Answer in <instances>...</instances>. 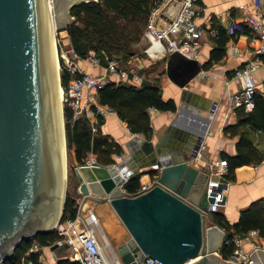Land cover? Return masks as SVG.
Here are the masks:
<instances>
[{
	"label": "water",
	"instance_id": "95a60500",
	"mask_svg": "<svg viewBox=\"0 0 264 264\" xmlns=\"http://www.w3.org/2000/svg\"><path fill=\"white\" fill-rule=\"evenodd\" d=\"M85 1L92 0H0V264L22 240L55 230L64 215L67 137L51 27L54 21L55 32L66 29L74 20L71 8ZM202 68L197 58L180 51L168 54L166 71L180 86ZM207 129L189 132L195 146L183 156L136 134L131 145L139 166L133 168L131 158L126 171L154 177L150 187L138 194L119 185L118 166L74 165L78 191L109 201L128 230L115 245L123 264H143L146 256L163 264H238L218 253L224 228L209 224L214 212L209 205L215 198L208 196L207 183L218 175L191 162ZM154 164L161 169H152ZM141 167L148 168L139 171ZM225 181L221 176L215 189H222ZM57 247L56 242L50 245L52 250ZM250 255L251 264H264V245Z\"/></svg>",
	"mask_w": 264,
	"mask_h": 264
},
{
	"label": "built area",
	"instance_id": "2783aa9c",
	"mask_svg": "<svg viewBox=\"0 0 264 264\" xmlns=\"http://www.w3.org/2000/svg\"><path fill=\"white\" fill-rule=\"evenodd\" d=\"M53 3L54 0H49ZM175 3L176 9L173 10L171 4ZM243 12L242 19L232 16L224 28L229 39L226 45V54L236 55L243 59V62L232 71V76L238 81V88L230 95V107L237 111L243 107L245 110L253 109L255 105V95L262 91L258 87L254 73L264 68V0H259L253 7L249 4H242L239 7ZM201 8L197 5V0H161L153 7L150 12L149 20L144 30V36L149 40L146 47L147 51L153 58L168 55L173 51H180L188 57L199 59L203 39L210 35L215 38L219 34V26L213 23L214 15L207 16L206 23H200L197 17L201 15ZM247 34L250 43L245 46H239L237 36ZM61 51L58 54L61 59L62 67L64 66L70 73L71 79L68 88L65 89V102L73 110V117H87L92 124V130H98L100 118L111 114H117L115 108L109 104L103 103L99 98V89L111 81H129L139 83L144 80L136 65L130 64L129 59L108 58L107 63L103 64L101 58L91 49L86 57H81L72 44H61ZM156 45L153 55L151 47ZM80 60H86L94 66L103 69L102 73L96 74L82 67ZM61 66V65H60ZM112 74H118V80L111 77ZM64 99V98H63ZM218 103L215 102L209 115L212 118L216 112ZM157 109L149 107L148 112ZM197 156L202 155L201 148ZM89 164H99L95 155L92 153ZM111 165L122 168V179L119 185L124 188L131 174L127 173V157L122 153L117 155V161ZM259 165V164H258ZM205 167V165H204ZM206 167L210 175L217 174L218 177H210L207 183L208 196L213 195L214 201L210 203L211 211H217L224 206L226 199L224 196L229 189V181L224 182L222 189L215 187L221 182V176L228 172V163L225 158L214 162H207ZM160 170V164H154L151 167ZM151 183H143L139 192H143L150 187ZM125 189V188H124ZM83 195V194H82ZM85 196V195H84ZM84 197L81 196L77 212L74 216L61 220L56 231L59 237L56 239L58 247H66L65 257L70 261H77L80 264H123L115 247L111 243L105 232L100 218L91 207L81 209ZM251 240L252 250L262 247L261 240L264 236L259 234L257 229L249 230L245 236L238 235L229 239L235 242L236 248L228 258L238 264H251L253 259L251 252L245 251L242 247V239ZM40 244L35 242L29 251L40 249ZM25 264H32L31 260ZM143 264H163L160 260L146 256Z\"/></svg>",
	"mask_w": 264,
	"mask_h": 264
},
{
	"label": "trees",
	"instance_id": "16d2710c",
	"mask_svg": "<svg viewBox=\"0 0 264 264\" xmlns=\"http://www.w3.org/2000/svg\"><path fill=\"white\" fill-rule=\"evenodd\" d=\"M161 0H92L74 5L71 14L74 20L66 27L70 44L81 57H86L91 49L101 58L103 64L108 58H123L128 60L135 54L133 45L141 40L148 23L151 9ZM229 35L223 27H219V34L213 38L215 45L211 58L204 66L209 68L213 61L221 59L226 54V43ZM66 43L65 44H69ZM71 73L63 66L61 81L65 89L68 88ZM156 81L145 79L141 86L129 81H111L99 89L100 101L113 106L117 114L127 123L134 133H143L151 139L153 126L148 112L149 107L160 110L177 109L174 99L163 97L162 88ZM238 121L225 128L226 133L236 135L240 133L239 126L248 124L253 129L264 131V94L255 95V105L251 110L238 108ZM66 137L68 148L74 149L76 161L79 164L86 162L89 153L97 155L98 159L108 165L114 163L117 155L123 153V147L116 140L101 130L100 118L98 130H92V124L87 117L73 118V110L68 104L64 106ZM222 156L227 160L228 172L225 177L235 178V168L243 164L260 163L264 159V152L247 132H241L237 142L235 154L224 152ZM74 167V165H72ZM153 174V173H152ZM142 173L131 174L124 184L126 191L138 194ZM76 199L70 194L66 197L62 220L72 217L77 212ZM214 220L225 229L224 243L220 253L228 258L234 245L228 244L233 236H244L249 230L257 229L264 236V198L242 211L240 220L232 224L226 214L220 210L213 212ZM59 237L56 229L49 232H40L34 238L22 240L13 253L6 258L5 264H25L28 260L32 264H44L40 259L42 250L29 251L37 242L40 246H50ZM54 264H80L70 261L65 256L58 257Z\"/></svg>",
	"mask_w": 264,
	"mask_h": 264
},
{
	"label": "crops",
	"instance_id": "0c3cea01",
	"mask_svg": "<svg viewBox=\"0 0 264 264\" xmlns=\"http://www.w3.org/2000/svg\"><path fill=\"white\" fill-rule=\"evenodd\" d=\"M257 2L259 0H197V5L201 8V15L197 17V20L200 23H206L207 16L212 14L214 15L213 23L225 28L232 16L242 19L243 12L239 8L242 4L247 3L253 7ZM175 3L171 4L173 10L176 9ZM206 24L209 25V23ZM65 39L66 43L70 42L69 37ZM236 40L239 46L250 43L247 34L238 35ZM214 45L215 42L210 35L203 39L199 57L203 68L193 80L184 86H180L169 77L166 71L168 55L162 54L160 56L166 58L164 72L156 74L154 78L160 80L163 97L174 99L177 109L178 106L180 109L178 114L177 109L175 111L155 109L150 115L153 126L151 139L160 141V146L164 151L174 153L176 156H183L187 150L195 146L191 141L193 136L189 132H203L205 126H208L206 140L201 148L202 155L191 160L192 164L207 171V162L224 158L222 156L224 152L236 153L241 132H247L264 152V131L253 129L248 124H241L239 126L240 133L236 135H231L225 131L228 125L238 121L237 111L230 107L229 98L238 88V81L231 77L232 71L243 62V59L236 55L225 54L221 59L213 61L209 68H204L211 58ZM144 62L149 64V59H145ZM80 64L84 69L96 74L103 72L101 67L94 66L86 60H80ZM111 77L115 80L119 79L118 74H112ZM254 78L264 94V68L257 70L254 73ZM215 102L218 103L216 112L212 118H209V113ZM101 130L122 145L123 154L127 160L133 159L131 166L135 168L140 159L133 158L134 150L131 142L139 133L132 132L118 114L103 117ZM140 135L145 136L143 133ZM258 164L239 165L235 168V178L227 179L229 189L226 203L219 210L226 214L232 224L240 220L243 210L264 198V159ZM147 168L141 167L139 171H145ZM152 178V173H143L140 182L141 184L151 183ZM82 197L84 199L80 206L81 209L84 211L89 207L93 208L113 246L121 243L122 237L127 234L128 230L109 201H101L99 197L94 195H82ZM209 215L211 219L209 224L216 223L213 214L210 213ZM261 241L264 245V239ZM241 247L245 251L252 252L251 240L243 238ZM40 249L42 250L40 259L44 264H54L58 257L65 255L64 251H66V247H57L52 250L50 246H41ZM218 253L220 254V252Z\"/></svg>",
	"mask_w": 264,
	"mask_h": 264
},
{
	"label": "rangeland",
	"instance_id": "374dc122",
	"mask_svg": "<svg viewBox=\"0 0 264 264\" xmlns=\"http://www.w3.org/2000/svg\"><path fill=\"white\" fill-rule=\"evenodd\" d=\"M67 37H69V35H68V31L66 32V29L57 30L55 32L54 42H55V46H57L56 54L57 53L60 54V51H61L59 42L61 44H64L65 40H66L65 38H67ZM148 44H149V40L144 35H142L141 40L139 42L134 43V45H133V49L135 50L136 53L133 54L132 56H130L129 63L133 64V65H136L138 67L137 70L139 71L141 76L144 78V80L145 79H151L153 81H156V79L154 78L155 75L164 72V66H165V63H166V58H161V57H160L161 59L160 58L158 59V57H157V59L153 58L147 51H145V49L148 46ZM241 46H245V44L241 45ZM145 59H149V64L144 62ZM60 61H61V59H60ZM60 65H61L60 71L62 72V68L63 67H62L61 62H60ZM143 81H141L139 83H135V84L137 86H141ZM157 81H158L159 85L161 86L160 80H157ZM63 90H64V92H63V98H64L63 99V105L65 106V104H67V103L65 102V88L64 87H63ZM91 155H92V152L88 154V156L86 158V162L83 163V164L89 163V160H91L90 159ZM95 157H96V159H97L99 164L106 165L101 160L98 159L97 155H95ZM116 161L117 160H115V162ZM67 162H68L67 163V165H68V179H67V193H66V196L68 194H70L73 198L76 199V205H79L82 194L78 191L79 182H78V180H77V178H76V176L74 174V170H73V167H72V165H77V164H79V162L76 161L74 149L68 148V144H67ZM108 165H111V164H108ZM225 234H226V232H224V235H223V238H222V241H221V246L223 245V243L225 241L224 240ZM241 237H243V236H241ZM226 242L228 244L234 245V248H233V251H232V253H233L235 248L237 247L235 242H230L227 239H226ZM9 253H7V254H9ZM65 253H67V252L64 251V254ZM232 253L230 254V256L232 255ZM228 258H226V259H228Z\"/></svg>",
	"mask_w": 264,
	"mask_h": 264
},
{
	"label": "bare ground",
	"instance_id": "6f19581e",
	"mask_svg": "<svg viewBox=\"0 0 264 264\" xmlns=\"http://www.w3.org/2000/svg\"><path fill=\"white\" fill-rule=\"evenodd\" d=\"M54 34H55V22L52 21V27H51V38H52V42H53V49H54V56H55V66H56V71L58 72V70H60V61L58 60L57 58V54H56V50H55V42H54ZM156 49V45H154L153 47H151L150 51L153 55H156L157 53H155ZM58 97H59V103H60V106H61V103L63 102V86L61 84L58 85ZM63 151H64V146H63ZM63 157L65 159V151L63 152ZM119 168V171H122V168L118 167Z\"/></svg>",
	"mask_w": 264,
	"mask_h": 264
}]
</instances>
